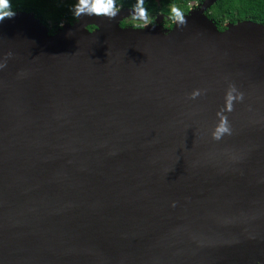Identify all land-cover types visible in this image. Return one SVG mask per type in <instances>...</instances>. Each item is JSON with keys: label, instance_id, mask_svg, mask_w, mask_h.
I'll use <instances>...</instances> for the list:
<instances>
[{"label": "water", "instance_id": "1", "mask_svg": "<svg viewBox=\"0 0 264 264\" xmlns=\"http://www.w3.org/2000/svg\"><path fill=\"white\" fill-rule=\"evenodd\" d=\"M215 1L0 25V264H264V24L220 31Z\"/></svg>", "mask_w": 264, "mask_h": 264}, {"label": "trees", "instance_id": "2", "mask_svg": "<svg viewBox=\"0 0 264 264\" xmlns=\"http://www.w3.org/2000/svg\"><path fill=\"white\" fill-rule=\"evenodd\" d=\"M193 1L203 2V0H145L144 6L149 11L159 8L164 12L175 6L186 14ZM76 3V0H10L12 11L32 13L47 28L49 34L55 33L63 23H72L76 20L72 11ZM117 4L121 8L132 9L136 0H117ZM205 12L220 31L224 30L226 23L243 20L264 24V0H216ZM120 26H127V23L121 21ZM172 26L173 23L170 22L167 28H164L170 29ZM93 28H95L93 25L88 26L89 30Z\"/></svg>", "mask_w": 264, "mask_h": 264}, {"label": "clouds", "instance_id": "3", "mask_svg": "<svg viewBox=\"0 0 264 264\" xmlns=\"http://www.w3.org/2000/svg\"><path fill=\"white\" fill-rule=\"evenodd\" d=\"M145 0H136V4L131 9V15L134 21H137V27H147L150 24L149 10L144 6ZM73 15L76 18H81L83 16H99L106 17L109 20H115L119 15L120 9L117 4V0H78L74 5ZM15 12L11 10L10 0H0V24H2L5 19H14ZM170 18L176 22L178 26H185L187 20L183 12H181L175 6L171 7ZM71 35V31L68 33ZM11 55V53H9ZM6 65L0 64V68ZM200 95V90H195L191 94V98L195 99ZM243 100V93L236 94L235 86H231L230 90L226 94L225 98V109L218 112L219 123L213 130V139L219 140L225 134H231V127L229 125L227 116L224 115V111H232L233 105L236 100Z\"/></svg>", "mask_w": 264, "mask_h": 264}, {"label": "rangeland", "instance_id": "4", "mask_svg": "<svg viewBox=\"0 0 264 264\" xmlns=\"http://www.w3.org/2000/svg\"><path fill=\"white\" fill-rule=\"evenodd\" d=\"M197 1H193L190 5L192 6L191 9L196 8ZM171 16V7L168 8L167 12H164L163 10H160L159 8L154 9V10H150L149 11V17H150V24L149 25H153L154 20L157 18L158 20V25L161 28L162 26L167 28V25L172 22L174 24V21L170 18ZM123 20H125L126 22H128L130 24V27H137V21H134L132 18V15L127 16L126 18H124Z\"/></svg>", "mask_w": 264, "mask_h": 264}, {"label": "bare ground", "instance_id": "5", "mask_svg": "<svg viewBox=\"0 0 264 264\" xmlns=\"http://www.w3.org/2000/svg\"><path fill=\"white\" fill-rule=\"evenodd\" d=\"M185 18H187V17H185ZM5 22H6V21H4V22H3L2 24H0V25H3ZM76 26H78V25L76 24ZM228 26H229L230 28H232V25H231L230 23H228ZM61 27H63V29H62V33H63V34L69 32V31L73 28L72 25L67 24V23H63ZM176 27L178 28L179 26L176 24ZM102 33H103V32H102ZM99 34H100V32H99ZM52 38H54V37H52Z\"/></svg>", "mask_w": 264, "mask_h": 264}, {"label": "flooded vegetation", "instance_id": "6", "mask_svg": "<svg viewBox=\"0 0 264 264\" xmlns=\"http://www.w3.org/2000/svg\"><path fill=\"white\" fill-rule=\"evenodd\" d=\"M121 8V7H120ZM124 21V23H127V26H130V24L128 23V22H126L125 20H123Z\"/></svg>", "mask_w": 264, "mask_h": 264}, {"label": "built area", "instance_id": "7", "mask_svg": "<svg viewBox=\"0 0 264 264\" xmlns=\"http://www.w3.org/2000/svg\"><path fill=\"white\" fill-rule=\"evenodd\" d=\"M120 8V6H118Z\"/></svg>", "mask_w": 264, "mask_h": 264}]
</instances>
